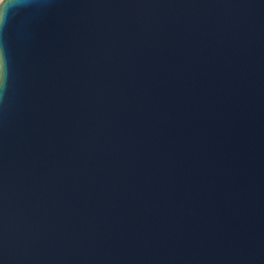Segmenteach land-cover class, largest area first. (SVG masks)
<instances>
[{"label":"water","instance_id":"obj_1","mask_svg":"<svg viewBox=\"0 0 264 264\" xmlns=\"http://www.w3.org/2000/svg\"><path fill=\"white\" fill-rule=\"evenodd\" d=\"M0 264H264V0H3Z\"/></svg>","mask_w":264,"mask_h":264},{"label":"snow or ice","instance_id":"obj_2","mask_svg":"<svg viewBox=\"0 0 264 264\" xmlns=\"http://www.w3.org/2000/svg\"><path fill=\"white\" fill-rule=\"evenodd\" d=\"M3 3V0H0V4H2Z\"/></svg>","mask_w":264,"mask_h":264}]
</instances>
